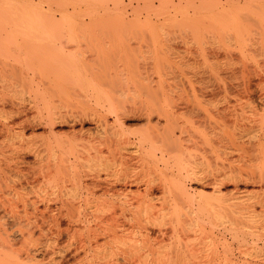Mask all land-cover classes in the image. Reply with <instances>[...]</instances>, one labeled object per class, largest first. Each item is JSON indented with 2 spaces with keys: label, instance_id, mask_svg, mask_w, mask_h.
Returning <instances> with one entry per match:
<instances>
[{
  "label": "rangeland",
  "instance_id": "obj_1",
  "mask_svg": "<svg viewBox=\"0 0 264 264\" xmlns=\"http://www.w3.org/2000/svg\"><path fill=\"white\" fill-rule=\"evenodd\" d=\"M166 122L176 144L162 139ZM3 123L13 136L0 135V156L17 161L20 177L4 174L0 200L20 197L11 198L20 214L34 200L38 224L46 202L58 206L77 175L89 204L72 218L74 241L97 231L98 150L109 148L120 176L144 171L173 188L153 192L148 225L141 221L151 238L160 223L165 242L186 247L181 264H264V0H0ZM111 127L118 135L102 140ZM139 177L117 185L130 192L120 198L142 194ZM5 183L22 188L14 195ZM20 217L21 225L3 217L13 255L50 264L43 231L26 242L13 233L25 228ZM62 254L55 264L81 262L73 249Z\"/></svg>",
  "mask_w": 264,
  "mask_h": 264
},
{
  "label": "bare ground",
  "instance_id": "obj_2",
  "mask_svg": "<svg viewBox=\"0 0 264 264\" xmlns=\"http://www.w3.org/2000/svg\"><path fill=\"white\" fill-rule=\"evenodd\" d=\"M219 78V77H218ZM112 109H114L113 105H111ZM111 109V110H112ZM208 115V114H207ZM198 117V116H197ZM167 120V119H166ZM171 120V119H170ZM169 122V121H168ZM175 122V121H173ZM171 122V123H173ZM211 122V121H209ZM207 122V123H209ZM226 121H224L225 124ZM206 123V121H205ZM206 123V125L204 124V128L207 129V126L210 128L209 131H214L216 128H219L217 126V124L213 125V123L211 125H208ZM216 123V122H215ZM166 132L164 129V136H162V139L165 141H168L169 138L172 139V143L176 144L177 142H175L174 139V130L173 127L175 128V126L170 125L169 123L166 122ZM176 124V123H175ZM210 124V123H209ZM177 125V124H176ZM178 126V125H177ZM169 127V128H168ZM179 127V126H178ZM177 127V128H178ZM180 129V127H179ZM222 129V128H221ZM105 134H109L110 138L111 137H115L118 135V130L116 128H109V131L106 129H102ZM208 130V129H207ZM217 130V129H216ZM4 131V132H3ZM10 128L3 124H0V135H2V133H8V136L12 135L9 134L10 133ZM215 132V131H214ZM107 134V135H108ZM7 135V134H5ZM13 136V135H12ZM11 136V137H12ZM18 138H20L18 135H15ZM103 138V136L101 137ZM144 138V137H143ZM108 137L103 138L102 140H107ZM171 139L169 140L171 143ZM162 140V141H163ZM111 142V141H110ZM171 143V144H172ZM99 153V160H98V170L102 173L104 172V175L102 173L101 176H103V179L101 180L100 173H97V175L99 174L98 177V182H97V191H98V196L92 201L91 199V203L94 202L95 205L97 204V211H98V217H99V224H98V229L97 231H88L87 234L85 235V238L79 241H74V236L78 233V230L74 229V220L72 219L75 215V211L79 213V211H77V209L81 206L82 202L85 204H89V202H87L86 198L85 202L82 200V197L79 194V189L82 188L83 184L78 182V176L76 175L74 180H77V182H73L72 186L70 187V189H66V187H63L62 191L63 194L61 199L59 200V204L58 206H55L54 209H52L49 205L48 202L49 201V196L48 194H46V196H48V199L45 198V202L47 203L45 206V211L39 212L40 215V220L43 217V220H41V225L40 223L38 224L37 222V211L38 209L35 207L36 203H34L35 205H32L34 202V200H30V204L27 203L26 205H32L31 210L27 209L26 205L24 206V208H26L27 210H25L23 208V212L22 214H20L18 212V210L20 209H16L17 207L12 205L13 202L15 201V199L17 198H12L11 196H13L12 194H16L19 192L20 188H18L19 186L21 187V184H16L18 187L15 188L16 186L14 185V183H17L18 181L15 180V182L13 181V193L12 194H8L6 192H3L11 195L10 197L14 200L13 202L11 201L12 199L10 198V200L7 197H4L5 195H3L4 198L7 199V201L5 200H0V211H2L1 215L2 218L4 217H10L8 219L13 220L14 222L19 220L20 216H23V220L26 221V224L24 222V229L20 228L19 226L21 225L20 220L17 221V223H13V224H20L19 226L17 225L18 228H20L18 231L13 232V233H19V235L21 236L20 241H24L26 242V240H30L33 238L34 235V230L36 228L40 229V231H43L44 233V237H45V246H46V251L49 253L50 257L49 259H51L50 264H55V260H54V255H59L60 258H63L64 254H62L63 252L68 251L69 249H73L74 254L80 256L82 255V259L81 262L78 264H181L182 261L184 260V258L186 257V252L187 249L185 246H183V244H179L178 242H165V240L169 239V237H166V231L163 228V225L159 224H154L155 227L158 228V237L156 238H151L149 230H147L148 227H146L148 225V222L145 218H147L146 216L143 215H147L148 212L154 207L153 204V200H158L157 198H155L153 193L155 190H159L160 193L162 192H169L168 189H173V188H169L167 187V185L163 184L160 181V175L159 176V180L157 182L160 181L159 184H156V181L154 179L147 180L143 175L142 171V177L145 178V180H147L146 183H144V188H142L141 191L142 194H140V189L139 193L137 194V196H132L130 199H126V198H120V196H127L130 194V192L125 193L124 189L121 190L117 187V185H123V181H125L126 185L127 181L131 178H127V174L128 171H124L123 175L120 172V174L122 176H124L123 178H120L122 176L119 175V173L115 170H113V166L112 164L109 162L108 157L110 153V149L108 148L106 151L103 149L98 150ZM153 154L152 156H154V152L151 151L149 152V155ZM14 155V154H13ZM12 155V156H13ZM11 156V157H12ZM141 156V155H139ZM5 157H8L5 155ZM10 157V156H9ZM8 157V158H9ZM10 157V158H11ZM143 157V156H142ZM4 158V154L3 157L0 156V179H1V184H0V188H2V183L5 181L4 179V174L5 176H7V173H9L8 180L10 179V175L12 176H17V173L15 172V163H17V161H12L11 159H9V161L11 160V163H8L7 158H5L6 160L3 159ZM16 158V156H15ZM141 158V157H140ZM3 161V162H2ZM6 161V162H5ZM139 162V161H138ZM6 163V164H5ZM126 172V173H125ZM48 174V173H47ZM118 174L120 177H117ZM131 172L129 173L128 177H132V175H130ZM135 175L138 173H134ZM133 174V180L131 179L130 184H133V182H135V179L140 176L139 174L136 176H134ZM141 174V173H140ZM41 176V175H40ZM140 176V177H141ZM150 176V175H149ZM2 177L4 179V181L2 182ZM6 177V178H7ZM18 177V176H17ZM20 177V176H19ZM18 177V178H19ZM46 177V176H44ZM43 177V178H44ZM50 177V176H49ZM48 177V178H49ZM110 177V179H108ZM135 177V179H134ZM139 177V178H140ZM140 178L143 180V178ZM148 177V175H147ZM154 177V176H152ZM162 177V176H161ZM16 178V179H18ZM46 178V179H48ZM37 179V177H36ZM127 181H126V180ZM165 179V178H164ZM172 179V178H171ZM20 180V179H19ZM45 180V178H44ZM43 180V181H44ZM49 180V179H48ZM162 180V179H161ZM168 180V179H167ZM39 181V180H37ZM47 181V180H45ZM121 181V182H119ZM166 181V179H165ZM172 181V180H171ZM170 181V182H171ZM123 182V183H122ZM139 182H141V180H139ZM138 180L137 183L134 184H139ZM145 182V181H144ZM19 183V182H18ZM41 183V182H39ZM124 183V185H125ZM143 183V182H142ZM7 183L4 184V189L8 188L9 189L12 187L11 184L10 186L6 187ZM22 188V187H21ZM86 189H89L88 186L85 185ZM96 188V187H95ZM176 188V187H175ZM176 189H179V192L183 191V189L181 188L180 185L177 186ZM127 190V189H126ZM166 190V191H165ZM175 190V189H174ZM1 191V189H0ZM18 191V192H17ZM91 191V190H90ZM128 191V190H127ZM3 192H1L3 194ZM10 192V193H11ZM21 192V191H20ZM138 192V191H137ZM90 193H92L91 195H94L93 191H91ZM171 192H169V194H171ZM166 195V193H164ZM162 196H165V195ZM18 195V194H17ZM16 195V196H17ZM7 196V195H6ZM19 196V195H18ZM154 196V198H153ZM17 199H21L20 197ZM165 199V197L163 198ZM89 201V199H88ZM7 202V204H6ZM21 202V201H20ZM22 202H24V200H22ZM32 203V204H31ZM163 203H167V202H163ZM29 210V211H28ZM147 213V214H146ZM245 215V218L249 219L250 221L255 222L257 219L256 218V211L254 209H248L245 212H242ZM42 215V217H41ZM144 219L147 222V225L145 226L144 224L146 223H142L143 221H141L142 219ZM1 218V216H0ZM1 218V219H2ZM3 218V223L2 221H0V227L3 228V233L6 235H2V231H0V235L2 237H0V264H24V262L20 261L21 256L19 257V255H13L15 253V250L12 248V244L16 243L15 241H12L9 239L8 234H7V230L5 228L7 223L4 221ZM0 219V220H1ZM7 219V218H5ZM86 217L84 220V217L80 220H76L79 224L83 223L86 221ZM8 221V220H7ZM6 224H5V223ZM12 222V221H11ZM23 222V221H21ZM63 223L66 224L65 227H63ZM2 224V226H1ZM5 225V228H4ZM22 229V230H21ZM11 233V235L13 234ZM10 234V233H9ZM63 234H66V237L68 238L67 240V244L65 247L62 248H58L57 251L54 250L53 244L58 245L59 240L61 239V236ZM14 236V235H13ZM12 236V237H13ZM8 237V239H7ZM4 238V239H3ZM11 238V237H10ZM15 238V237H14ZM13 238V240H14ZM10 240V241H9ZM13 242L12 244L10 242ZM185 250H184V248ZM66 248V249H64ZM19 258V260H18ZM29 261L33 259V255L30 254L29 252H26V257ZM26 260V259H25ZM19 261V262H18ZM27 261V262H29ZM21 262V263H20ZM48 262V263H49ZM26 263V262H25ZM27 264V263H26Z\"/></svg>",
  "mask_w": 264,
  "mask_h": 264
}]
</instances>
